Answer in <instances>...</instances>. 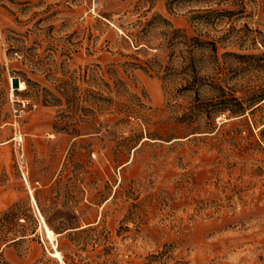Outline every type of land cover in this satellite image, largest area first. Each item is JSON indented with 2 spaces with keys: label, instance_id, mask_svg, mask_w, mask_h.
<instances>
[{
  "label": "rangeland",
  "instance_id": "1",
  "mask_svg": "<svg viewBox=\"0 0 264 264\" xmlns=\"http://www.w3.org/2000/svg\"><path fill=\"white\" fill-rule=\"evenodd\" d=\"M0 264H264V0H0Z\"/></svg>",
  "mask_w": 264,
  "mask_h": 264
},
{
  "label": "trees",
  "instance_id": "2",
  "mask_svg": "<svg viewBox=\"0 0 264 264\" xmlns=\"http://www.w3.org/2000/svg\"><path fill=\"white\" fill-rule=\"evenodd\" d=\"M214 13H216V11H213ZM190 44H189V49L191 54H194V52L198 51V50H208L210 52V54L212 55L213 58V73L214 76L211 77V79L207 78V77H202L199 78V74L200 71L202 70V67L197 66V62L196 59L194 57L189 59V65L187 68V72L185 73V89L189 92H193L194 94L197 95V97H200L201 92L204 89H207L209 92L218 95L217 97L219 98L218 102L216 103V107L214 108V111H210L209 113L207 111H205V106H195L193 105V107L190 108V110L188 112H186L184 114V117H188L190 115L189 112L193 113L195 110H197L198 114L202 113V114H206V112L212 117H215L216 114H219L221 112H226L229 111L231 114H237L239 112V110H243L244 107H240L239 109H236V104L233 103L235 101V99L233 98H229L227 91L222 89L220 84H219V62H218V47H217V42L216 41H201L198 38H190L189 39ZM12 54L14 55H19L20 58H22V60L25 62H28L29 65L32 64V60L29 57V55H27L25 53V48L23 47V45L21 44H15V45H9L8 49H7V56L10 57ZM12 74L14 79L19 80L21 79V81L25 84L26 86V90L30 88V86L32 84L36 83H32L25 75V73L23 72H18V71H12ZM65 83V82H64ZM60 94L63 95L64 97H71L72 96V92L73 90L70 89V86H67V84L65 83L64 85H62L61 89H60ZM71 94V95H70ZM239 105V104H238ZM241 106V105H240ZM6 214L11 215L13 218H16L17 214L13 213V212H8ZM50 228V227H49ZM51 229V228H50Z\"/></svg>",
  "mask_w": 264,
  "mask_h": 264
},
{
  "label": "bare ground",
  "instance_id": "3",
  "mask_svg": "<svg viewBox=\"0 0 264 264\" xmlns=\"http://www.w3.org/2000/svg\"><path fill=\"white\" fill-rule=\"evenodd\" d=\"M24 89H25V84L23 82H20L19 83V90L21 91ZM32 198H33V196H32ZM33 201L35 202L34 198H33ZM41 228H42L43 232L45 233L46 237L52 242L54 237H55V234L52 231V229H50L49 226H47V224L44 221L41 225ZM50 255L53 258L57 259L58 261L62 262L61 254L57 249H55L54 252L50 253Z\"/></svg>",
  "mask_w": 264,
  "mask_h": 264
},
{
  "label": "water",
  "instance_id": "4",
  "mask_svg": "<svg viewBox=\"0 0 264 264\" xmlns=\"http://www.w3.org/2000/svg\"><path fill=\"white\" fill-rule=\"evenodd\" d=\"M18 83H19V82H17L16 79H11V80H10V84H11V87H12V88L15 87Z\"/></svg>",
  "mask_w": 264,
  "mask_h": 264
}]
</instances>
